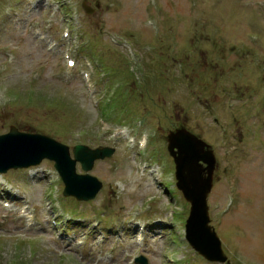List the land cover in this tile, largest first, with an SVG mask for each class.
Returning <instances> with one entry per match:
<instances>
[{
    "label": "rangeland",
    "instance_id": "rangeland-1",
    "mask_svg": "<svg viewBox=\"0 0 264 264\" xmlns=\"http://www.w3.org/2000/svg\"><path fill=\"white\" fill-rule=\"evenodd\" d=\"M12 125L72 155L116 152L90 172L103 183L90 202L64 197L52 161L0 174L13 205L0 207V264H220L185 239L190 204L167 151L181 126L217 157L209 206L226 264H264V0H0V135Z\"/></svg>",
    "mask_w": 264,
    "mask_h": 264
},
{
    "label": "water",
    "instance_id": "water-1",
    "mask_svg": "<svg viewBox=\"0 0 264 264\" xmlns=\"http://www.w3.org/2000/svg\"><path fill=\"white\" fill-rule=\"evenodd\" d=\"M87 11L89 12L88 9ZM34 148L39 154L32 153ZM175 149H178V152H175ZM25 150L28 151L27 155L23 154ZM169 151L176 162L177 185L192 205L186 225V239L208 261L225 263L227 256L216 231L210 225L208 206V196L213 188L216 157L205 142L186 129L170 134ZM113 153L114 150L110 148L92 150L85 146H77L75 160H72L67 146L46 136L22 133L12 126L9 134L0 136V172L29 168L40 165L45 159L52 160L56 162L55 166L66 185L65 196L90 200L97 196L102 184L88 174L78 175L76 165L81 162L83 170L89 172L96 160L111 157ZM202 163L207 164V167L204 168ZM138 263L147 264V261L141 257Z\"/></svg>",
    "mask_w": 264,
    "mask_h": 264
},
{
    "label": "bare ground",
    "instance_id": "bare-ground-1",
    "mask_svg": "<svg viewBox=\"0 0 264 264\" xmlns=\"http://www.w3.org/2000/svg\"><path fill=\"white\" fill-rule=\"evenodd\" d=\"M16 151H17V150H16ZM32 151H33V152H32L33 154H36V155L39 154V153H37V152H39V151H38L37 149H35V148H34Z\"/></svg>",
    "mask_w": 264,
    "mask_h": 264
}]
</instances>
